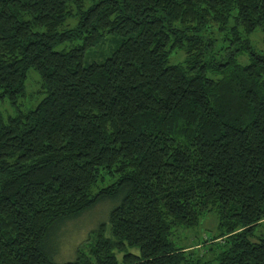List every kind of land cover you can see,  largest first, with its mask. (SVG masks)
I'll list each match as a JSON object with an SVG mask.
<instances>
[{"label":"trees","instance_id":"obj_1","mask_svg":"<svg viewBox=\"0 0 264 264\" xmlns=\"http://www.w3.org/2000/svg\"><path fill=\"white\" fill-rule=\"evenodd\" d=\"M84 2L0 0V264H264V0ZM206 213L204 251L172 239Z\"/></svg>","mask_w":264,"mask_h":264},{"label":"rangeland","instance_id":"obj_2","mask_svg":"<svg viewBox=\"0 0 264 264\" xmlns=\"http://www.w3.org/2000/svg\"><path fill=\"white\" fill-rule=\"evenodd\" d=\"M90 0H85L84 6L86 7ZM71 21V20H68ZM73 21V20H72ZM261 34H251L249 40L254 44L255 41L258 47H261ZM226 43V41H224ZM106 47L105 41L100 45L101 49ZM102 50V51H106ZM99 48H94V52H99ZM107 52V51H106ZM104 54V53H102ZM98 56L95 57L97 59ZM37 79L38 74L33 69H28L26 72L25 88L26 96L22 99L24 105H31L38 98L37 94ZM5 102L1 103L0 108L4 112L9 111ZM114 205V200L104 199L97 202L92 207L80 213L77 217L65 222L62 226H56L53 228L49 241L48 254L50 258L55 262L71 261L75 258L78 251L86 253L89 246L94 242L95 232L99 224L106 223V229L103 234L108 235L107 213L108 210ZM215 226V216L213 213H206L201 216L197 226L184 229H176L173 231L172 239L180 245L193 246L195 243L199 246L194 247L193 253L198 254L204 251V247L207 244L201 243L204 236L209 232V236L213 233ZM60 227V228H59ZM59 228V229H58ZM55 238V239H54ZM201 245V246H200ZM130 251L136 253L137 250L132 248ZM197 254V253H196ZM207 257V253L204 254Z\"/></svg>","mask_w":264,"mask_h":264}]
</instances>
